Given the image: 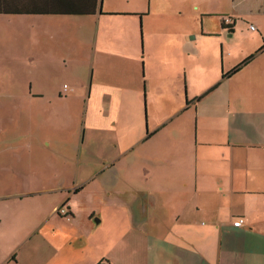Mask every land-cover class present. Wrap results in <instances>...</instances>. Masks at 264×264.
Returning a JSON list of instances; mask_svg holds the SVG:
<instances>
[{"label": "crops", "instance_id": "crops-1", "mask_svg": "<svg viewBox=\"0 0 264 264\" xmlns=\"http://www.w3.org/2000/svg\"><path fill=\"white\" fill-rule=\"evenodd\" d=\"M181 6L103 9L97 0L87 16L0 15L91 22L81 27L93 47L83 83L55 93L75 90L83 108L110 113L88 124L85 167L77 139L0 134V264H85L78 255L96 233L97 264H264V0ZM158 12H171L176 28L164 47L152 35L147 49L148 19ZM113 17L137 33L135 46L124 34V45L108 48L127 53L120 80L94 65L99 32L110 26L102 19ZM23 85L22 97H43ZM238 217L245 222L234 227Z\"/></svg>", "mask_w": 264, "mask_h": 264}, {"label": "rangeland", "instance_id": "rangeland-1", "mask_svg": "<svg viewBox=\"0 0 264 264\" xmlns=\"http://www.w3.org/2000/svg\"><path fill=\"white\" fill-rule=\"evenodd\" d=\"M171 1L175 8L182 7V0ZM197 2L201 3V0ZM146 4L147 0H128V2L127 0H104L103 9L132 8L142 11L141 9L146 7ZM155 4L154 2L153 7ZM160 4L159 2L158 6ZM170 14L171 12L150 14L148 23L151 22V25L148 24L150 28L148 32L145 27L147 49H153L149 46L152 35L153 41L160 43L162 47L171 40L176 25ZM124 20L125 18L120 17L102 19L106 21L105 23H110V26L103 27L105 34L103 30L99 32L94 65L98 70L101 68L109 72L107 79L110 78V73L115 74L116 80L121 79L119 75L125 70L122 57L127 55L124 50L110 51L108 48L113 44L124 45L126 41L124 34L128 35V38L132 37L134 46L136 45L137 33L129 28ZM167 21L172 23L165 24ZM90 23L87 20L73 19L0 18V134L2 136L23 132H42L63 140L68 136L75 143L77 139L80 147L83 144L82 148L86 152L78 158L82 163L87 160L86 139L91 134L88 124L92 121L101 122L100 118H108L110 113L104 109L90 108L87 110L83 108L80 99L72 97L77 95L75 90L74 93L71 90L68 91L66 98L57 97L55 92L61 88L63 83L69 85L70 88L83 83L85 66L88 61L90 62L93 47L87 44L89 41L86 40L85 30L83 31L81 27H87V25L90 27ZM152 65L154 68L153 62ZM140 66L141 60L139 59L138 67ZM155 75H157L156 72ZM95 79H98V75H95ZM24 82L26 85L31 84L33 93L31 95L42 93L40 95L43 97L40 99L26 98L25 95L22 97ZM161 84H167V82ZM162 89L167 88L162 87L160 90ZM182 89L184 94L185 83H182ZM159 96L161 98V94ZM112 98V96L109 98V102ZM11 99L14 103L8 102ZM152 99L155 101L156 93L152 95ZM159 99L155 103L162 105V100ZM84 119H86V127H84ZM63 147L65 151L67 149L65 144ZM85 166L86 164L83 163L82 167ZM65 171L67 181L70 183L69 179L73 178L71 169L68 168ZM60 222L68 232L71 225L65 219ZM109 222L108 232L111 246L115 243L114 237L117 232V224L112 214H110ZM98 235L96 233L90 239L89 244L84 245V251L78 255L80 262L83 260L85 264L98 263L99 250L95 245ZM101 239V237L98 238L100 241ZM16 240L15 238L13 241ZM113 257H117V254L112 256V260Z\"/></svg>", "mask_w": 264, "mask_h": 264}, {"label": "trees", "instance_id": "trees-1", "mask_svg": "<svg viewBox=\"0 0 264 264\" xmlns=\"http://www.w3.org/2000/svg\"><path fill=\"white\" fill-rule=\"evenodd\" d=\"M97 0H0V15L87 16L95 12ZM254 56L243 60L222 78L236 72Z\"/></svg>", "mask_w": 264, "mask_h": 264}, {"label": "built area", "instance_id": "built-area-1", "mask_svg": "<svg viewBox=\"0 0 264 264\" xmlns=\"http://www.w3.org/2000/svg\"><path fill=\"white\" fill-rule=\"evenodd\" d=\"M224 22L225 23H229L230 22V18H224ZM250 29H253V26H250ZM58 212L62 215H66V210L64 208H60L58 210ZM244 219L242 217H238V218H235L234 221L232 222V225L234 227H240L244 224Z\"/></svg>", "mask_w": 264, "mask_h": 264}]
</instances>
